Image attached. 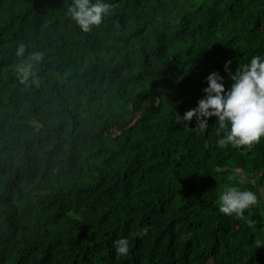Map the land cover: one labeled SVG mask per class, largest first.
<instances>
[{"label":"trees","instance_id":"trees-1","mask_svg":"<svg viewBox=\"0 0 264 264\" xmlns=\"http://www.w3.org/2000/svg\"><path fill=\"white\" fill-rule=\"evenodd\" d=\"M72 2L0 0V264H264V138L175 123L210 72L227 89V60L264 54V0H111L90 32ZM20 43L45 53L39 86ZM226 184L257 193L245 218L219 211Z\"/></svg>","mask_w":264,"mask_h":264},{"label":"clouds","instance_id":"clouds-1","mask_svg":"<svg viewBox=\"0 0 264 264\" xmlns=\"http://www.w3.org/2000/svg\"><path fill=\"white\" fill-rule=\"evenodd\" d=\"M114 5L111 0H73L65 15L74 21L83 32H90L104 21ZM16 56L20 62L16 65V72L21 84L39 86L40 78L35 66L45 57L43 51H33L26 55V45L20 43L16 49ZM232 61L227 60L224 71L232 81L226 89V77L219 71H212L206 77L207 86L202 89L204 95L197 102L196 107L187 110L182 115L175 112V123L188 127L193 117L202 131L208 128V118L216 117L220 136L217 143L221 147L247 146L264 138V54L252 56L250 61L231 71ZM230 179H235L230 178ZM219 211L227 216L245 218V211L258 203V195L251 189H241L234 184H226L219 195ZM251 223V221H249ZM143 228L138 235L146 233ZM115 251L119 256H127L131 246L127 237H120L114 241Z\"/></svg>","mask_w":264,"mask_h":264}]
</instances>
